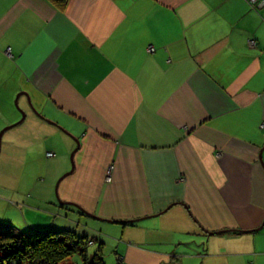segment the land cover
Instances as JSON below:
<instances>
[{"label": "crops", "instance_id": "0c3cea01", "mask_svg": "<svg viewBox=\"0 0 264 264\" xmlns=\"http://www.w3.org/2000/svg\"><path fill=\"white\" fill-rule=\"evenodd\" d=\"M10 124L6 163L77 146L62 204L120 233L121 264H264L261 4L0 0V134ZM55 164V180L71 168Z\"/></svg>", "mask_w": 264, "mask_h": 264}, {"label": "rangeland", "instance_id": "374dc122", "mask_svg": "<svg viewBox=\"0 0 264 264\" xmlns=\"http://www.w3.org/2000/svg\"><path fill=\"white\" fill-rule=\"evenodd\" d=\"M262 1L251 4H262ZM151 47L153 46L148 47V52ZM9 50L8 54L11 56V50L10 52ZM16 102L17 97L14 100V106L20 110V105L17 106ZM51 142H54V138L51 139ZM56 147V150H43L44 157L46 154L44 162L38 157V152L41 150L35 152L33 150H14V154H9L10 160L8 159L7 163L0 157V225H2L0 229L5 227L14 233H17L18 230H47L51 227L53 230L71 231L87 242L90 259L98 254L104 259L105 264H121L116 258L118 247L121 246L123 249L120 233L93 232L89 230L90 228L85 227L84 223H78V218H85L86 210L72 202L62 204V201L65 200L61 199L58 189L59 181L71 173L73 168L72 153L77 146L74 150L69 151L59 138L56 139ZM47 151L56 152L55 157H49ZM17 153L20 157H17L18 160L15 162L13 159ZM66 156L69 158L71 168L55 180L56 170H53L56 166L55 163L59 164V161H62ZM74 216L76 221L71 220ZM114 222L123 224L121 221ZM60 264H86V262L84 257L77 253Z\"/></svg>", "mask_w": 264, "mask_h": 264}, {"label": "trees", "instance_id": "16d2710c", "mask_svg": "<svg viewBox=\"0 0 264 264\" xmlns=\"http://www.w3.org/2000/svg\"><path fill=\"white\" fill-rule=\"evenodd\" d=\"M49 1L61 12L69 3V0ZM56 230L51 227L47 230H18L14 233L2 227L0 264H60L77 253L84 257L86 264H105L98 254L92 256L90 261L88 244L82 237L71 231Z\"/></svg>", "mask_w": 264, "mask_h": 264}, {"label": "water", "instance_id": "95a60500", "mask_svg": "<svg viewBox=\"0 0 264 264\" xmlns=\"http://www.w3.org/2000/svg\"><path fill=\"white\" fill-rule=\"evenodd\" d=\"M20 96L21 95H18L17 96V100L20 98ZM16 104H17V102H16ZM24 119H25V114H24V112H23V118H22V120L21 121H19L17 124H15L14 126H17V125H19L20 123H22L23 121H24ZM13 126V127H14ZM12 128V126L11 127H8V128H6L1 134H0V142H1V140H2V137H3V134L7 131V130H9V129H11ZM77 144H78V146H79V140L77 141ZM263 149L260 151V161H261V163H262V165H263V167H264V161H263ZM72 169H74V167L72 168ZM243 232H246V231H243Z\"/></svg>", "mask_w": 264, "mask_h": 264}, {"label": "built area", "instance_id": "2783aa9c", "mask_svg": "<svg viewBox=\"0 0 264 264\" xmlns=\"http://www.w3.org/2000/svg\"><path fill=\"white\" fill-rule=\"evenodd\" d=\"M259 1L261 0H250L251 3H258ZM263 3L261 4L262 6H264V0L262 1ZM151 51V52H150ZM149 51V53H153L155 51V48L154 47H151V50ZM10 52V50H9ZM48 156L49 157H55V153L53 152H48Z\"/></svg>", "mask_w": 264, "mask_h": 264}]
</instances>
